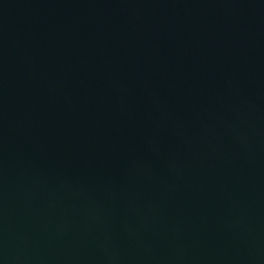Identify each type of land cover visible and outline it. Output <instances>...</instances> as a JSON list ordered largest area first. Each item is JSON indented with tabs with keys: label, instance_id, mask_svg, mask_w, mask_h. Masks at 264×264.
Segmentation results:
<instances>
[{
	"label": "water",
	"instance_id": "water-1",
	"mask_svg": "<svg viewBox=\"0 0 264 264\" xmlns=\"http://www.w3.org/2000/svg\"><path fill=\"white\" fill-rule=\"evenodd\" d=\"M0 264H264V0H0Z\"/></svg>",
	"mask_w": 264,
	"mask_h": 264
}]
</instances>
